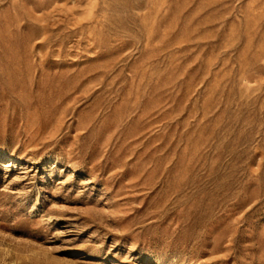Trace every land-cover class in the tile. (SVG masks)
Masks as SVG:
<instances>
[{"label":"rangeland","instance_id":"374dc122","mask_svg":"<svg viewBox=\"0 0 264 264\" xmlns=\"http://www.w3.org/2000/svg\"><path fill=\"white\" fill-rule=\"evenodd\" d=\"M0 264H264V0H0Z\"/></svg>","mask_w":264,"mask_h":264}]
</instances>
